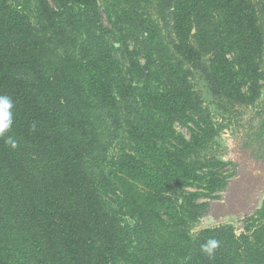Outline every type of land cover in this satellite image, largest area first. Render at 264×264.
<instances>
[{"label": "trees", "instance_id": "obj_1", "mask_svg": "<svg viewBox=\"0 0 264 264\" xmlns=\"http://www.w3.org/2000/svg\"><path fill=\"white\" fill-rule=\"evenodd\" d=\"M195 73L219 109L258 100L264 0H0V264H264V198L190 234L233 175Z\"/></svg>", "mask_w": 264, "mask_h": 264}, {"label": "rangeland", "instance_id": "obj_2", "mask_svg": "<svg viewBox=\"0 0 264 264\" xmlns=\"http://www.w3.org/2000/svg\"><path fill=\"white\" fill-rule=\"evenodd\" d=\"M102 12V5L99 3ZM32 9V4L29 6ZM102 19L105 25H108L104 13L102 12ZM192 80L201 94L202 99L210 108L211 120L217 127L216 142L218 146L214 150L210 149L206 152L215 153L218 158L224 161L226 164L222 166V173L224 175H233L229 178L230 187L216 193L218 197H204L199 196L200 201H209V211L204 216L206 220H215L220 215L222 208L227 210L225 205L229 202L230 197H238L241 189L243 192H247L248 188L251 190L253 197L257 196V206L255 209H247L240 211L235 218L238 222L239 228L237 229L234 220L232 218L220 219L219 222L211 226L218 224H232L235 230V234H239L243 231L244 221L247 216L254 213L261 204L264 198V141L258 143L251 138V133L257 130V124L260 117L257 115L261 110L264 102V88L260 91V97L251 106H240L233 111H224L219 109L213 104L212 97L198 73H195ZM175 130L185 137L189 136V131L186 127L175 124ZM123 133V132H122ZM124 142L116 139L113 141L106 154L110 157L118 152L120 146L116 144L118 142ZM187 191H202L198 185H191ZM249 203V202H248ZM223 209V210H224ZM218 221V220H217ZM216 222V221H215ZM201 219L191 225L190 234L194 235L198 230L206 227L200 226ZM209 226V227H211Z\"/></svg>", "mask_w": 264, "mask_h": 264}, {"label": "clouds", "instance_id": "obj_3", "mask_svg": "<svg viewBox=\"0 0 264 264\" xmlns=\"http://www.w3.org/2000/svg\"><path fill=\"white\" fill-rule=\"evenodd\" d=\"M13 104L11 98L7 95L0 96V137H3L5 133L9 132L13 123L12 109ZM12 148L17 146L16 141L8 136L5 141ZM219 246V241L215 239H209L206 243L201 245L202 251L207 255L212 256L214 250Z\"/></svg>", "mask_w": 264, "mask_h": 264}, {"label": "flooded vegetation", "instance_id": "obj_4", "mask_svg": "<svg viewBox=\"0 0 264 264\" xmlns=\"http://www.w3.org/2000/svg\"><path fill=\"white\" fill-rule=\"evenodd\" d=\"M230 183H228L227 187H230ZM249 202V203H248ZM257 206V196L253 197L251 194V190L248 188L247 192H243L241 189V192L239 193L238 197H230L229 198V202L226 203L225 207H226V211L224 209V207L221 210V214L218 215L215 220L213 221H217L219 222L220 219H224V218H232L235 219L237 217V214L240 211H244L247 209H255V207ZM224 209V210H223Z\"/></svg>", "mask_w": 264, "mask_h": 264}, {"label": "water", "instance_id": "obj_5", "mask_svg": "<svg viewBox=\"0 0 264 264\" xmlns=\"http://www.w3.org/2000/svg\"><path fill=\"white\" fill-rule=\"evenodd\" d=\"M233 220H234V224H235L236 228L238 229L239 226H238L237 220L236 219H233ZM216 223H217V221L215 222L213 220H206V219H204V217H202L201 218L200 226H202V227H209V226H211L213 224H216Z\"/></svg>", "mask_w": 264, "mask_h": 264}]
</instances>
